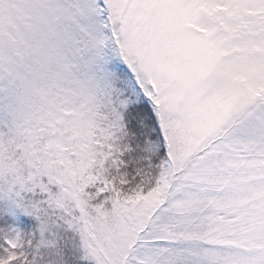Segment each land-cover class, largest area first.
<instances>
[{"label": "snow or ice", "instance_id": "obj_1", "mask_svg": "<svg viewBox=\"0 0 264 264\" xmlns=\"http://www.w3.org/2000/svg\"><path fill=\"white\" fill-rule=\"evenodd\" d=\"M0 264H264V0H0Z\"/></svg>", "mask_w": 264, "mask_h": 264}]
</instances>
